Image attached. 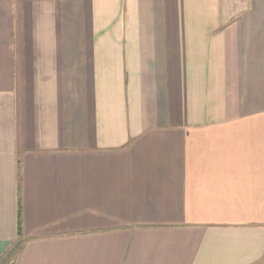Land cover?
<instances>
[{
    "label": "crops",
    "instance_id": "obj_1",
    "mask_svg": "<svg viewBox=\"0 0 264 264\" xmlns=\"http://www.w3.org/2000/svg\"><path fill=\"white\" fill-rule=\"evenodd\" d=\"M0 264H264V0H0Z\"/></svg>",
    "mask_w": 264,
    "mask_h": 264
}]
</instances>
